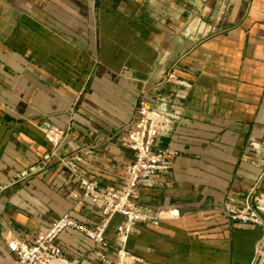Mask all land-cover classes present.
<instances>
[{"label": "crops", "instance_id": "0c3cea01", "mask_svg": "<svg viewBox=\"0 0 264 264\" xmlns=\"http://www.w3.org/2000/svg\"><path fill=\"white\" fill-rule=\"evenodd\" d=\"M143 95L171 117L156 148L177 156L136 190L160 215L127 239L134 264H251L263 233L227 209L264 171V0H0V264L17 262L12 234L34 241L67 213L100 225L74 195L82 176L118 185L133 160L119 134ZM50 126L70 129L59 150ZM124 220L105 234L111 251ZM59 245L71 264H99L84 235Z\"/></svg>", "mask_w": 264, "mask_h": 264}, {"label": "built area", "instance_id": "2783aa9c", "mask_svg": "<svg viewBox=\"0 0 264 264\" xmlns=\"http://www.w3.org/2000/svg\"><path fill=\"white\" fill-rule=\"evenodd\" d=\"M167 78L177 80L174 72L169 73ZM170 124L169 113L152 107L147 96L143 95L131 122L126 123L119 134L121 148L130 151L133 160L119 168L121 174L118 185L102 187L97 181L82 176L80 177L82 195H74L78 200L91 201L97 205L102 217L100 225L90 228L78 222L71 213H67L51 227L40 232L34 241L29 242L12 234L9 248L17 256L16 264H71L66 252L59 245L60 237L68 232L84 235L95 243L94 253L99 264H134L136 259L130 256L125 248L127 239L137 223L156 221L160 215L150 216L134 203L136 190L141 184L153 181L159 175L173 169L177 153L170 149L156 148L158 139L170 131ZM46 135L55 149L59 150L70 137V129L50 126ZM257 146L253 143V148L257 149ZM63 163L77 171L75 163L67 161ZM263 181L264 171L242 204L234 209H227L232 221L252 224L263 233L255 245L251 264H264V193L258 192ZM117 214L122 215L125 220L117 228L119 246L111 251L105 234L111 220ZM168 214L170 218L179 217L177 211H169Z\"/></svg>", "mask_w": 264, "mask_h": 264}, {"label": "rangeland", "instance_id": "374dc122", "mask_svg": "<svg viewBox=\"0 0 264 264\" xmlns=\"http://www.w3.org/2000/svg\"><path fill=\"white\" fill-rule=\"evenodd\" d=\"M190 23H191V22H190ZM190 23H189V24L187 25V27H186L187 30L185 29V31H187V32H188V28L190 27ZM199 25H200V24H199ZM206 25L209 26L207 23H206ZM202 36H203V34L200 33V37H202Z\"/></svg>", "mask_w": 264, "mask_h": 264}, {"label": "bare ground", "instance_id": "6f19581e", "mask_svg": "<svg viewBox=\"0 0 264 264\" xmlns=\"http://www.w3.org/2000/svg\"><path fill=\"white\" fill-rule=\"evenodd\" d=\"M195 19H196V18H195ZM195 19H194V20H195ZM199 21H200V20H199ZM195 22H196V21H195ZM196 24H197V23H196ZM199 24H200V23H199ZM202 25H203V24H202ZM197 27H198V26H197ZM201 27H202V26H201ZM209 27H210V26H209ZM189 28H190V27H189ZM192 28H195V25H194V24L191 25V29H192ZM203 28H204V27H203ZM207 29H208V28H207Z\"/></svg>", "mask_w": 264, "mask_h": 264}]
</instances>
